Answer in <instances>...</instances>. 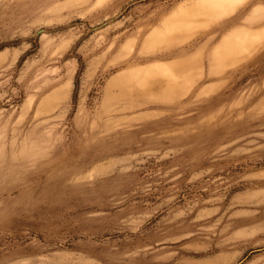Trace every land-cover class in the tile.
Segmentation results:
<instances>
[{
  "label": "rangeland",
  "instance_id": "374dc122",
  "mask_svg": "<svg viewBox=\"0 0 264 264\" xmlns=\"http://www.w3.org/2000/svg\"><path fill=\"white\" fill-rule=\"evenodd\" d=\"M0 264H264V0H0Z\"/></svg>",
  "mask_w": 264,
  "mask_h": 264
},
{
  "label": "water",
  "instance_id": "95a60500",
  "mask_svg": "<svg viewBox=\"0 0 264 264\" xmlns=\"http://www.w3.org/2000/svg\"><path fill=\"white\" fill-rule=\"evenodd\" d=\"M121 13H122V12L116 14L115 16L111 17L110 19L106 20L105 22H103V23H101V24H99V25H97V26H94V27L90 28L89 31L96 30V29H98V28H100V27H103L104 25H106V24L112 22V21L115 20L117 17H119V16L121 15ZM55 29H57V28H52L51 30H55Z\"/></svg>",
  "mask_w": 264,
  "mask_h": 264
},
{
  "label": "bare ground",
  "instance_id": "6f19581e",
  "mask_svg": "<svg viewBox=\"0 0 264 264\" xmlns=\"http://www.w3.org/2000/svg\"><path fill=\"white\" fill-rule=\"evenodd\" d=\"M236 19V18H235ZM229 22V21H228ZM230 23V22H229ZM234 47V42L233 43H229L227 45L224 46L223 51H226V50H229V49H232Z\"/></svg>",
  "mask_w": 264,
  "mask_h": 264
},
{
  "label": "crops",
  "instance_id": "0c3cea01",
  "mask_svg": "<svg viewBox=\"0 0 264 264\" xmlns=\"http://www.w3.org/2000/svg\"><path fill=\"white\" fill-rule=\"evenodd\" d=\"M151 23V22H150Z\"/></svg>",
  "mask_w": 264,
  "mask_h": 264
}]
</instances>
